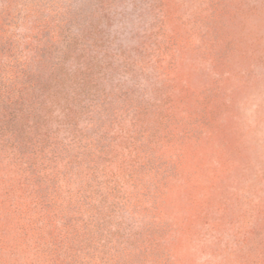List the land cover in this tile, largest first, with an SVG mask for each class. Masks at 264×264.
Returning <instances> with one entry per match:
<instances>
[{
  "label": "rangeland",
  "instance_id": "1",
  "mask_svg": "<svg viewBox=\"0 0 264 264\" xmlns=\"http://www.w3.org/2000/svg\"><path fill=\"white\" fill-rule=\"evenodd\" d=\"M0 264H264V0H0Z\"/></svg>",
  "mask_w": 264,
  "mask_h": 264
},
{
  "label": "trees",
  "instance_id": "2",
  "mask_svg": "<svg viewBox=\"0 0 264 264\" xmlns=\"http://www.w3.org/2000/svg\"><path fill=\"white\" fill-rule=\"evenodd\" d=\"M16 85H17V84H16ZM10 100H12V99H10ZM12 101H13V100H12ZM9 110H10V109H9ZM8 114L10 115V121H13V116H12V115H13V109H12L11 112H9ZM5 116H7V115H5ZM41 151H44L43 148H41Z\"/></svg>",
  "mask_w": 264,
  "mask_h": 264
}]
</instances>
